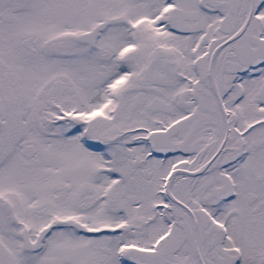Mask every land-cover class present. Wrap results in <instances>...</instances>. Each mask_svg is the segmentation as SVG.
<instances>
[{"label": "snow or ice", "instance_id": "obj_1", "mask_svg": "<svg viewBox=\"0 0 264 264\" xmlns=\"http://www.w3.org/2000/svg\"><path fill=\"white\" fill-rule=\"evenodd\" d=\"M0 264H264V0H0Z\"/></svg>", "mask_w": 264, "mask_h": 264}]
</instances>
